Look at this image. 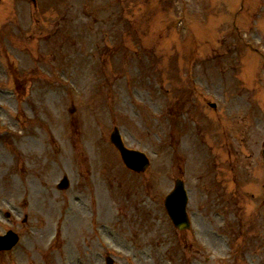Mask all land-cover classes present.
I'll return each instance as SVG.
<instances>
[{
	"label": "rangeland",
	"instance_id": "374dc122",
	"mask_svg": "<svg viewBox=\"0 0 264 264\" xmlns=\"http://www.w3.org/2000/svg\"><path fill=\"white\" fill-rule=\"evenodd\" d=\"M258 4L0 0V234L21 238L0 264H105L107 254L116 264H264ZM117 7L129 22L114 21ZM223 50H235L226 82ZM115 126L149 155L144 172L126 166ZM64 175L71 185L59 190ZM177 177L191 194L189 230L164 206ZM74 194L84 203L78 229L67 220Z\"/></svg>",
	"mask_w": 264,
	"mask_h": 264
},
{
	"label": "water",
	"instance_id": "95a60500",
	"mask_svg": "<svg viewBox=\"0 0 264 264\" xmlns=\"http://www.w3.org/2000/svg\"><path fill=\"white\" fill-rule=\"evenodd\" d=\"M111 136H112L113 142L120 149L121 154H122L121 156H123L128 166L134 169H137V170H143L146 168V166L149 163L147 158H145V156L142 155V153L135 151V150H130L128 149V147H125L117 130L113 132ZM186 201H187V198L185 196V192L183 189V183L181 181H177L176 189L171 194V196H168L166 206L171 216H173L176 224L179 225L180 227H183V226L185 227L188 224L187 219H186L187 216H185L186 215V207H185ZM7 244L8 243H6V238L0 237V248L6 247Z\"/></svg>",
	"mask_w": 264,
	"mask_h": 264
},
{
	"label": "bare ground",
	"instance_id": "6f19581e",
	"mask_svg": "<svg viewBox=\"0 0 264 264\" xmlns=\"http://www.w3.org/2000/svg\"><path fill=\"white\" fill-rule=\"evenodd\" d=\"M104 205H106V207H107V203L105 201H103L102 204H101L102 209H103ZM79 208L80 209H76L77 211L73 212V214H72V216L70 218V224H72L74 222L73 226L75 227V229H78L79 225H80V216H79L80 211H81V213H84L83 207L79 206ZM70 244L71 243L68 242V246H70Z\"/></svg>",
	"mask_w": 264,
	"mask_h": 264
}]
</instances>
